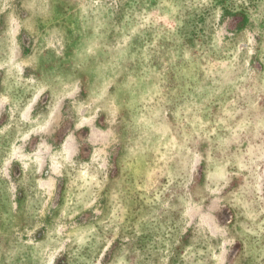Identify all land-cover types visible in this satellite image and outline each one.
<instances>
[{
    "label": "rangeland",
    "instance_id": "374dc122",
    "mask_svg": "<svg viewBox=\"0 0 264 264\" xmlns=\"http://www.w3.org/2000/svg\"><path fill=\"white\" fill-rule=\"evenodd\" d=\"M0 264H264V0H0Z\"/></svg>",
    "mask_w": 264,
    "mask_h": 264
}]
</instances>
